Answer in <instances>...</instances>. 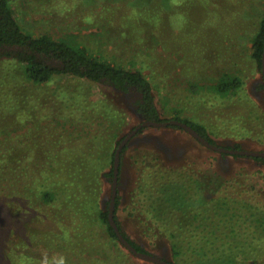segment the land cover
I'll use <instances>...</instances> for the list:
<instances>
[{
  "label": "rangeland",
  "instance_id": "1",
  "mask_svg": "<svg viewBox=\"0 0 264 264\" xmlns=\"http://www.w3.org/2000/svg\"><path fill=\"white\" fill-rule=\"evenodd\" d=\"M155 1L10 4L29 33L85 45L128 68L143 67L163 117L178 114L202 124L219 146L240 143L243 149L264 151V80L251 57L264 0H209L203 10L210 18H198L199 12L188 18L185 11L195 8L187 0H170L183 11L172 14L169 4L157 34L148 27L149 15L139 13ZM23 70L0 61V166L7 176L0 192V233L8 239L0 240V264H155L105 235L97 214L111 196L104 175L96 185L97 199L96 194L86 199L92 186L96 190L89 179L95 168L91 159L101 174L110 168L105 139L112 143L140 123L129 96L72 76L34 84ZM225 75L244 82L237 94L213 91ZM104 105L115 115L101 111ZM120 163L116 214L124 231L148 253L172 264H264L263 165L220 156L169 127L136 133ZM69 166L72 175L65 169ZM181 169L199 179L205 199L177 224L165 188L176 187L171 177ZM65 179L79 183L87 209L77 208L76 200L65 202ZM45 190L55 193L52 203L41 199Z\"/></svg>",
  "mask_w": 264,
  "mask_h": 264
},
{
  "label": "trees",
  "instance_id": "2",
  "mask_svg": "<svg viewBox=\"0 0 264 264\" xmlns=\"http://www.w3.org/2000/svg\"><path fill=\"white\" fill-rule=\"evenodd\" d=\"M208 1L209 0H199V9L196 0H187L188 7L195 8L194 13L190 10H187V12L185 11V13H189L187 17L196 18L195 15L197 12H199L198 14L200 15V17L198 18H210V15L207 13V10H203V7L207 9L206 6L209 3ZM169 4L172 5L170 0H156L150 5L147 4V6L141 12H139L140 14L144 12L146 15H149L148 27L153 28L155 34H157L159 30L163 29L165 21H163L162 16L164 14L169 15L170 12L167 8ZM180 5L181 4L176 6V4L174 3L171 8V13H182L181 11H183V9L180 10ZM126 17L129 18L128 14L126 15ZM132 17L135 18L134 12L132 14ZM258 18H260L258 27L251 38V57L253 61L257 64L258 68L261 70V60L264 47V1L262 12L260 13V16ZM147 34L148 38H154L152 33ZM3 60L12 61L14 63H17L20 67H23L25 79L27 80V82H32L34 84H44L52 80L53 78L59 76H72L86 80L88 82L106 85L120 94H125L129 96V103L135 113L138 115L140 123L144 121H167L169 119L179 120L191 126L210 143L216 144L215 140L211 137V134L208 129L202 124L195 123L187 118H181L178 114H175L171 118L162 116L156 103L153 83L145 74L143 67L128 68L122 63H119L115 60L96 55L95 53L91 52L85 45L73 43L70 40L66 39H55L49 34L34 35L25 31L20 25L17 17L15 16L14 10L10 4V0H0V61ZM243 84L244 82L240 77L234 75H225V77L223 76L222 78H220V80L212 86V89L218 95L227 96L230 92L237 94L238 91L242 89ZM102 107L104 108V110L100 109V107L96 108L100 109L101 111H105L106 113H113V115H115V109L112 108L111 110H109L105 105ZM166 127L182 130L188 133L178 125H168ZM146 128L151 127H143L137 133L142 132L143 129ZM124 136L125 135H122L115 141L112 140V143L110 140L108 141L107 139H105L104 144L106 146H102V148L107 154L110 155L111 164L108 172L101 174V167L95 162L94 159H91V165L95 168L91 170V176L89 177V179H91L90 183L96 187V190L92 186L90 191H88L86 199L88 198V195L92 197L95 194L97 199L98 189L96 185L99 183L100 179H102L101 176L104 175L103 177H106L108 181L112 183L115 150L120 141L124 138ZM102 139L103 138H100V143ZM126 147L127 144L123 147L121 151L120 161L122 160V155L125 152ZM223 147L237 150L243 149L240 143H234L232 145H223ZM94 153L96 154V152ZM216 153H218L220 156H230L232 158L242 157L264 166V157L244 156L219 152ZM96 158L97 160H99L97 156ZM65 169H70V174L72 175V172L74 174L73 167L69 166V168ZM65 169H61L60 171L64 172ZM120 170L121 163L119 164L118 175L120 174ZM181 172L182 173L179 174L177 172V174L173 175L174 177H171L172 179H175L174 182L176 183V187L170 191H167V187L165 188L166 200L171 204L170 205L167 202L168 209H172L173 211L176 210L173 212L171 220H175L177 224L179 221L180 223L182 222V220L185 221V219L188 218L187 216H189L188 213L193 211V208H195L196 204L202 202L205 199L204 197L202 200V197L200 196L201 191H203V189L202 183L199 182V179L194 178L193 175L187 174L186 170L181 169ZM67 174L70 176L69 173ZM6 177L7 176L5 175L4 168L0 166V192L4 191L5 189V183L7 181ZM67 179L63 180L64 184L69 189V192L67 193L68 200L65 199V202L68 203V201H70V204H75L76 200V202L78 203L77 208H79L80 206L82 209H87L89 205L85 199L86 194L84 190H82L78 186V182ZM158 182L159 181H156V184ZM198 182L199 184H197ZM164 183H166L165 180H163L162 184ZM147 196L151 199L149 194ZM41 199L46 203H52L55 199V193L50 190H45L42 194ZM220 201L222 203H225L224 200ZM109 202L110 198L106 201L105 208L97 211L98 220L100 221L99 223L101 224L105 235H107V237L112 240L118 241V238L108 221ZM118 204L119 195L117 193L115 198L114 219L121 234L136 250L148 253L143 248V246L134 241L120 225V221L118 220L116 214ZM221 208H223V205H221ZM175 212H177L181 216H179ZM212 212L216 213V209ZM88 214L90 219V215H92V210H89ZM89 219L86 220L89 221ZM0 222L4 221L0 219ZM1 233L0 240H8L7 234ZM119 245L126 250V248L121 243H119ZM119 253L123 254L120 251Z\"/></svg>",
  "mask_w": 264,
  "mask_h": 264
},
{
  "label": "water",
  "instance_id": "3",
  "mask_svg": "<svg viewBox=\"0 0 264 264\" xmlns=\"http://www.w3.org/2000/svg\"><path fill=\"white\" fill-rule=\"evenodd\" d=\"M261 72L264 76V47H263V53H262V60H261ZM168 125H178L182 127L185 131H187L191 136L196 138L201 144L206 146L207 148L219 152V153H227V154H237V155H244V156H260L264 157V151H254V150H246V149H231V148H225L223 146H219L217 144L210 143L207 139H205L203 136H201L195 129H193L188 124L175 120V119H169L167 121H144L136 125L134 128H132L120 141L118 144L115 154H114V161H113V178L111 183V196H110V202L108 207V221L110 226L113 228L119 243H121L128 252H130L135 257L153 262L155 264H172L166 260H163L155 255L140 252L136 250L121 234L115 219H114V209H115V198L117 195V177H118V169L120 164V154L123 149V147L129 142V140L143 127H166Z\"/></svg>",
  "mask_w": 264,
  "mask_h": 264
}]
</instances>
